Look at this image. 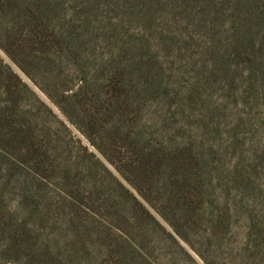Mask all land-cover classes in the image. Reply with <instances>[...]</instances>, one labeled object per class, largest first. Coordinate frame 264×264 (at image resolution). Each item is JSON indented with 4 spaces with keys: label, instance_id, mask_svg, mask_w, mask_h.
<instances>
[{
    "label": "rangeland",
    "instance_id": "1",
    "mask_svg": "<svg viewBox=\"0 0 264 264\" xmlns=\"http://www.w3.org/2000/svg\"><path fill=\"white\" fill-rule=\"evenodd\" d=\"M0 264H264V0H0Z\"/></svg>",
    "mask_w": 264,
    "mask_h": 264
}]
</instances>
